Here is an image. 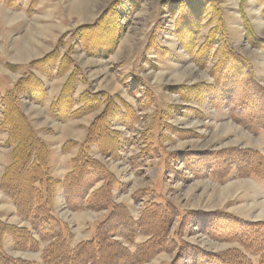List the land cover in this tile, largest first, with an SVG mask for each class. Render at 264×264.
Masks as SVG:
<instances>
[{
    "label": "trees",
    "instance_id": "16d2710c",
    "mask_svg": "<svg viewBox=\"0 0 264 264\" xmlns=\"http://www.w3.org/2000/svg\"><path fill=\"white\" fill-rule=\"evenodd\" d=\"M11 8H19L22 0H0ZM135 7L139 0H114L91 25H83L73 33L91 56H108L121 37L124 3ZM264 22V0H255ZM167 11L173 16V34L178 46L198 68H208L211 83L173 85L171 91L186 103L207 101L215 108L225 109L235 123L253 134H263L262 150L256 148H225L206 152H177L176 161L195 176L207 174L222 181L234 174L254 176L264 181V87L257 80L250 60L230 39L220 0H170ZM245 40L264 51L260 36L244 12L241 14ZM205 32L202 34L203 30ZM58 41L41 57L25 65L6 64L22 73L9 87L0 76V132L6 133L5 145L10 149L9 163L0 175L1 190L13 201L18 215L30 227H8L0 222V264H34L8 256L2 249V238L9 235L22 249H36L44 242L42 264H150L162 252L174 255L159 264H264V221L251 222L227 212L192 211L196 226L209 238L236 242L238 247L213 252L180 239V225L171 232L179 211L167 201L145 204L134 219L129 209L115 199L122 182L100 160L90 154L96 146L103 156L121 158L126 144L124 130L130 131L138 121V112L151 106L153 93L145 88L143 98L134 107L118 94L93 90L80 67L71 57V48L61 51ZM146 50L164 56L167 49L159 46L154 31ZM66 75L60 89L48 106V115L58 122L93 113L81 141L68 140L63 152L77 147L62 178L51 173L49 145L41 138L24 102L43 104L47 97V80ZM139 78L132 81L137 84ZM79 84L86 88L76 93ZM131 92V90H130ZM135 95V91L131 92ZM177 133L172 125H166ZM154 154L157 148L149 143ZM150 154V152H149ZM166 162L169 161L166 159ZM60 187L63 205L70 210L104 211L95 223L92 236L73 243L65 221L55 213V193ZM187 216V218H188ZM185 216H182L184 219ZM138 236H144L137 241Z\"/></svg>",
    "mask_w": 264,
    "mask_h": 264
},
{
    "label": "rangeland",
    "instance_id": "374dc122",
    "mask_svg": "<svg viewBox=\"0 0 264 264\" xmlns=\"http://www.w3.org/2000/svg\"><path fill=\"white\" fill-rule=\"evenodd\" d=\"M113 1L22 0L17 9L0 1V76L3 84L9 87L22 73L21 69L10 70L6 64L25 65L62 41L61 51L71 48V57L93 90L118 94L140 108L141 102L136 99L143 98L145 88H150L153 104L138 112L139 118L133 129L124 130L127 142L121 158L103 156L96 146L90 148V154L102 161L122 182V188L115 191L114 196L129 209L134 219L139 217L145 204L167 201L180 213L173 220L170 233L181 222L179 237L183 241L213 252L238 247L236 242L209 238L196 226L195 218L187 213L221 211L251 222L264 221V181L254 176L234 174L222 181L207 174L195 176L185 170L182 162L176 161V153L225 148L262 150V134H253L235 123L225 109L215 108L207 101L186 103L171 91L173 85L209 84L212 79L208 68L195 66L178 46L173 34L174 19L166 8L170 0H139L136 7L129 1L125 2V7L121 8L124 17L122 33L113 52L106 57L88 55L82 44L71 37L78 27L93 24ZM220 5L231 41L250 60L257 80L264 87V51L252 47L245 40L241 18L244 12L256 32L264 37L263 6L255 0H220ZM153 31L158 45L167 49L164 56L146 50ZM204 32L205 29L202 34ZM65 77L45 79L50 96L57 95ZM135 78L140 80L132 85ZM86 86L79 84L76 93ZM130 90L135 91V95ZM146 100V97L142 99ZM23 104L39 135L49 145L48 162L52 175L62 178L70 167V159L77 152V147L63 152L62 146L68 140L81 138L91 114L58 122L48 115L45 102L36 106L28 101ZM167 124L177 129V133L170 132L172 130ZM5 140L6 133L0 132V175L10 160V149ZM150 142L157 148L155 154L151 146L147 150ZM63 201L62 189L58 187L54 199L55 213L67 223L72 242L90 238L95 223L104 218V211L70 210L64 207ZM182 216L185 218L182 219ZM0 222L8 227H30L28 221L18 215L13 201L1 188ZM143 239L144 236L137 237V241ZM1 241L2 249L8 256L42 264L44 242L36 249H22L9 235ZM174 254L173 249L162 252L150 264L169 262ZM254 263L258 264L257 258Z\"/></svg>",
    "mask_w": 264,
    "mask_h": 264
},
{
    "label": "crops",
    "instance_id": "0c3cea01",
    "mask_svg": "<svg viewBox=\"0 0 264 264\" xmlns=\"http://www.w3.org/2000/svg\"><path fill=\"white\" fill-rule=\"evenodd\" d=\"M58 93V92H57ZM53 95L52 96H50V94H49V92L47 93V97H46V100H45V104H47V108H48V106H49V104H50V102L53 100ZM32 106H36V104H32ZM85 116H88V114L87 115H85ZM92 117H93V113H91V117L89 118V120L87 121V123H86V126L88 125V123L90 122V120L92 119ZM82 118V117H81ZM80 119V118H79ZM85 126V127H86ZM85 127H84V130H83V133H82V136H81V138L80 139H78L77 141H81L82 139H83V137H84V135H85ZM260 134H262V133H260ZM262 137H263V134H262ZM76 140V139H75Z\"/></svg>",
    "mask_w": 264,
    "mask_h": 264
}]
</instances>
